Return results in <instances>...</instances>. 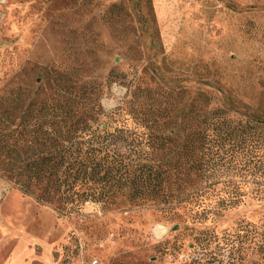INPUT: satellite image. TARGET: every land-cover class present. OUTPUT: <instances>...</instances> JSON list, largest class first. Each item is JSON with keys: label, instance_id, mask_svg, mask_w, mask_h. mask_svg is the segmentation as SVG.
<instances>
[{"label": "rangeland", "instance_id": "rangeland-1", "mask_svg": "<svg viewBox=\"0 0 264 264\" xmlns=\"http://www.w3.org/2000/svg\"><path fill=\"white\" fill-rule=\"evenodd\" d=\"M58 70L102 84L106 112L131 83L264 114V0H0V90L34 93ZM88 215L59 217L0 177V264H186L197 232L264 225V201L196 226L124 198Z\"/></svg>", "mask_w": 264, "mask_h": 264}, {"label": "trees", "instance_id": "trees-1", "mask_svg": "<svg viewBox=\"0 0 264 264\" xmlns=\"http://www.w3.org/2000/svg\"><path fill=\"white\" fill-rule=\"evenodd\" d=\"M75 75L54 71L34 93L0 90V177L23 196L79 220L124 198L186 226L264 201V114L200 99L184 105L176 90L131 83L106 112L103 85ZM194 240L186 264H246L250 248L264 259V225L242 222Z\"/></svg>", "mask_w": 264, "mask_h": 264}]
</instances>
